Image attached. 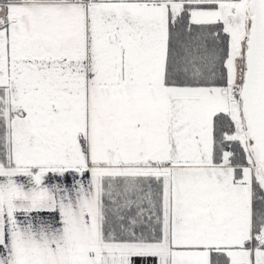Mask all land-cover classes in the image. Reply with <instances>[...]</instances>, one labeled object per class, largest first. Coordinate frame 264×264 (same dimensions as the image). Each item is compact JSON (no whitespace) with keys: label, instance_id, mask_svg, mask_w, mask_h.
I'll return each mask as SVG.
<instances>
[{"label":"snow or ice","instance_id":"6c2138e0","mask_svg":"<svg viewBox=\"0 0 264 264\" xmlns=\"http://www.w3.org/2000/svg\"><path fill=\"white\" fill-rule=\"evenodd\" d=\"M0 264H264V0H0Z\"/></svg>","mask_w":264,"mask_h":264}]
</instances>
